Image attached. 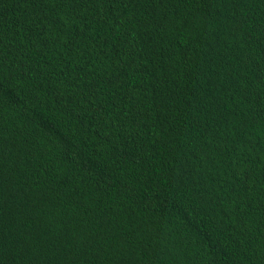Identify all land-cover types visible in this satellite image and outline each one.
Masks as SVG:
<instances>
[{
    "label": "trees",
    "instance_id": "obj_1",
    "mask_svg": "<svg viewBox=\"0 0 264 264\" xmlns=\"http://www.w3.org/2000/svg\"><path fill=\"white\" fill-rule=\"evenodd\" d=\"M0 264H264V0H0Z\"/></svg>",
    "mask_w": 264,
    "mask_h": 264
}]
</instances>
